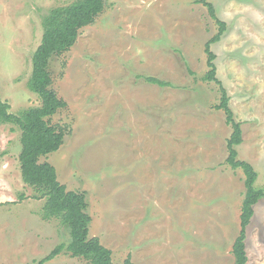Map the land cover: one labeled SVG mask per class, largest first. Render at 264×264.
I'll list each match as a JSON object with an SVG mask.
<instances>
[{
  "label": "rangeland",
  "instance_id": "374dc122",
  "mask_svg": "<svg viewBox=\"0 0 264 264\" xmlns=\"http://www.w3.org/2000/svg\"><path fill=\"white\" fill-rule=\"evenodd\" d=\"M74 0H0V99L37 107L26 83L42 18ZM225 23L211 45L216 78L240 123L239 160L264 191V0H206ZM218 25L196 0H105L74 46L53 58V87L67 107L62 146L42 159L86 196L89 236L114 264H234L244 176L226 163L231 129L218 86L201 81ZM64 64V65H63ZM141 75L168 82L159 87ZM20 131L0 124V264H37L68 233L44 219L20 174ZM246 264H264V199L246 228ZM45 264H88L61 253Z\"/></svg>",
  "mask_w": 264,
  "mask_h": 264
},
{
  "label": "trees",
  "instance_id": "16d2710c",
  "mask_svg": "<svg viewBox=\"0 0 264 264\" xmlns=\"http://www.w3.org/2000/svg\"><path fill=\"white\" fill-rule=\"evenodd\" d=\"M196 2L207 8L209 16L219 27L216 35L205 44L208 70L200 79L218 86V103L211 107L224 114L226 125L231 129L226 141L225 163L233 170L240 169L244 176L245 191L239 214V231L232 243L231 254L234 264H246V228L254 215V206L264 199V191L254 187L257 179L254 168L237 158L236 147L242 143L240 123L234 120L227 91L216 78V57L210 47L220 40L226 25L216 17L213 6L206 0ZM104 8L105 0H74L68 5L49 10L42 18L41 42L32 55L31 75L26 83L28 90L39 98L40 105L13 113L10 105L0 99V124L11 125L20 131L18 161L23 183L32 189L35 199L44 200L43 218L58 220L68 233V242L57 245L37 264H45L61 253L82 259L88 264H114L111 251L101 245L97 237L89 236L91 218L87 213L85 194L68 190L58 181L54 167L47 161H42L59 150L68 131L66 124L51 122L57 112L67 107L53 87L54 81L49 68L51 60L65 55L74 46L79 32L92 25ZM140 78L161 88L170 86L168 82L153 76L141 75ZM122 264L133 262L128 256Z\"/></svg>",
  "mask_w": 264,
  "mask_h": 264
}]
</instances>
